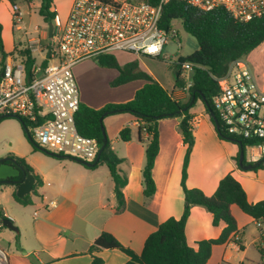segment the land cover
<instances>
[{
	"label": "crops",
	"instance_id": "obj_1",
	"mask_svg": "<svg viewBox=\"0 0 264 264\" xmlns=\"http://www.w3.org/2000/svg\"><path fill=\"white\" fill-rule=\"evenodd\" d=\"M70 1L65 17L57 13L55 6L58 0H53L52 10L66 19L74 0ZM18 4L24 13L21 29L14 23L11 3L8 0L0 2L1 7H8L7 17L0 9V23L6 21L2 33L5 51L9 53L6 60L27 48L30 41L40 40L46 45L50 40L48 23L39 14L42 0L36 3L35 0H19ZM36 12L41 20L35 24L29 20L26 28L24 21L31 19ZM14 30L21 33L19 44L15 43ZM120 54L123 60L117 58L121 65L138 61L140 67L156 81L172 94H178L180 101L188 100V93H179V88L175 87L173 72L156 74L145 62L144 58L150 57L125 52ZM74 74L81 103L94 109L108 103L130 101L146 83L143 79H136L112 86L119 71L100 66L92 59L77 64ZM197 104L199 106L196 107ZM197 104L191 109L194 115L191 124L196 140L189 160L187 186L199 188L211 196L220 180L231 173L242 184L250 202L263 200L264 173L259 172L260 178L251 181L249 175L256 178L257 173L245 171L236 165L234 156L238 151L237 146L219 138L204 105L200 101ZM179 122L180 118L158 122L160 149L153 168L156 192L147 198L142 178L146 143L138 140V120L127 113L105 118V131L111 147L119 158L124 159L120 168L127 176V184L123 188L125 207L121 212H117L118 195L106 164L92 167L73 158L32 149V155L24 159L41 178L32 203L24 205L14 199L16 186H0V213L18 228L16 232L0 225V246L9 254V264H92L93 256L88 251L102 232L113 234L123 245L140 254L148 236L161 223L170 217L179 219L184 211L181 173L187 145L183 141ZM127 126L132 130V138L123 142L119 133ZM14 155L23 156L18 153ZM51 202H55L56 206H50ZM232 212L237 220L238 231L234 237L238 243L230 240L213 246L207 264H264V256L260 252L264 249V219L255 221L236 205L232 206ZM212 220V214L205 208H192L185 230L191 247L197 249L199 241L217 239L221 235L226 224L222 222L214 226ZM96 255L103 259L102 264H126L129 260L119 250H104Z\"/></svg>",
	"mask_w": 264,
	"mask_h": 264
},
{
	"label": "trees",
	"instance_id": "obj_2",
	"mask_svg": "<svg viewBox=\"0 0 264 264\" xmlns=\"http://www.w3.org/2000/svg\"><path fill=\"white\" fill-rule=\"evenodd\" d=\"M8 1L12 5L17 0ZM144 1L157 2V0ZM52 3L53 0H42L39 9V14L48 24L53 22L56 15L52 10ZM174 20H180L185 31L193 36L199 45L194 53L187 57H180L178 62L173 64L174 85L176 88H183L187 83L180 65L187 61L196 65L191 71L193 84L189 89L188 100L186 102L175 100L172 97V91L161 85L146 70L142 69L138 61L134 60L121 65L115 56L119 52L110 53L99 56L97 60L100 66L115 68L119 71L118 77L111 83L112 86H119L136 79H143L146 83L136 91L133 99L124 103H108L100 109H94L81 103L75 121L77 129L82 135L96 139L99 149L103 148L99 160H97V156L88 166L96 167L100 164L108 166L118 195L117 212H121L125 207L123 188L127 184V176L120 168L124 159L119 158L114 152L104 130L105 118L127 113L138 120V140L146 143V160L142 170V178L144 195L147 198L152 197L156 192L153 168L160 149L158 122L168 118H180L179 128L183 141L187 145L181 173V186L185 196L183 214L179 219L170 217L161 223L158 229L148 236L140 254L123 245L113 234L102 232L88 251L93 256L92 264L103 263V259L98 257L96 253L104 250H119L125 253L129 257L126 264H207L213 246L225 244L230 240L238 243L234 237L238 227L237 220L232 212L233 205L238 206L255 221L264 219V199L256 203L250 202L242 184L231 173L220 180L211 196L206 195L199 188H189L187 186L189 160L196 140L194 127L191 124L194 116L191 109L198 101L204 105L219 138L237 146L238 151L234 156L236 165L242 169L239 164L242 148L245 154L244 164L252 166L250 171L257 172L258 169L264 167V158L253 163L246 160V148L254 141L244 138L233 141L231 137L224 135L222 126L217 129L210 114V112H214L218 122L221 123L219 114L213 104L214 97L220 92V84L216 78L223 77L233 61L243 59L264 43V15L249 21H238L224 9L205 12L186 2L170 0L163 8L161 26L170 32L173 29ZM2 33L3 25L0 23L1 66L5 64L9 55L5 51ZM18 52L26 59V72L28 77H31V69L36 63V58L26 48ZM16 118L21 123L25 137L33 145V150H42L34 140V125L22 117ZM4 119L6 118L0 119V122ZM119 138L123 142L130 141L132 138L131 128L128 126L123 128L119 133ZM45 152L48 153V151ZM12 156L18 165L24 166L35 175L36 182L30 194L22 198L18 197L16 193L17 186L13 193V197L17 202L24 205L31 204L32 197L37 195L41 178L35 174L34 169L24 158L14 154ZM81 162L85 163V161ZM194 206L203 207L210 212L214 226H218L222 222L226 224L217 239L199 241L197 249L188 244L185 232L187 221ZM4 219L6 218L0 213V222ZM260 252L264 256V249H261Z\"/></svg>",
	"mask_w": 264,
	"mask_h": 264
},
{
	"label": "built area",
	"instance_id": "obj_3",
	"mask_svg": "<svg viewBox=\"0 0 264 264\" xmlns=\"http://www.w3.org/2000/svg\"><path fill=\"white\" fill-rule=\"evenodd\" d=\"M18 1L11 5V11L15 25L21 29L24 13ZM169 1L74 0L66 19L55 15L48 44L40 40L28 44L26 49L34 57L42 56V61L33 65L31 77L26 72V59L20 54L9 57L0 67V119H27L34 125L39 147L55 156L85 162L96 159L98 141L82 135L76 126L81 99L74 67L116 52L160 57L171 36H175L173 29L168 32L161 26L163 8ZM178 1L205 12L224 9L238 21L264 15V0ZM195 66L188 61L180 65L187 83L179 88V93H189L193 84L189 73ZM216 79L220 92L213 104L220 128L233 141H254L246 148V160L259 161L264 158V86L242 59L233 61L227 73ZM172 97L180 101L178 94L173 93ZM50 206L56 203L51 202ZM9 263V254L0 246V264Z\"/></svg>",
	"mask_w": 264,
	"mask_h": 264
},
{
	"label": "rangeland",
	"instance_id": "obj_4",
	"mask_svg": "<svg viewBox=\"0 0 264 264\" xmlns=\"http://www.w3.org/2000/svg\"><path fill=\"white\" fill-rule=\"evenodd\" d=\"M36 2H38V0H35V3ZM70 2H71L70 0H58L55 6L57 13H59L62 17H65L68 9L70 8V5H71ZM0 9H2L1 13L4 15V17H7L8 16L7 5H3L2 7L0 6ZM29 20L32 24H35L38 21H40L41 18L37 12L36 14L33 13L31 19L29 18L27 19V21H24L23 23V25L26 28L29 26L27 25ZM5 22L6 21H3L2 25ZM173 30H174L175 36H171L168 44L166 45L164 49L163 54L160 57L144 58L145 62L148 64L149 67L152 68V70L156 74L158 73L161 74L164 72H173L174 70L173 64L177 63L180 57H187L191 55L192 53H194L199 48L197 40L185 31L183 24L180 20L173 21ZM20 37H21V33L14 30V39H15L16 44L20 43ZM120 53L115 54V56L118 57L119 59L121 58ZM92 60L96 61L98 64L97 59H92ZM120 60H123V59H120ZM242 60L250 68V70L255 74V76H257L259 83L263 85L264 83V45L257 48L254 52L244 57ZM36 61L41 62L42 56L37 55ZM197 106H199V104H197L196 107ZM34 140L37 143L35 138ZM32 149H33V145L25 137L21 123L18 120V118L9 117L0 122V159L7 157L9 155L16 154V153L23 155L21 157L26 159V156L32 155L31 154ZM245 171H248L251 173L252 172L257 173L256 178L252 174L249 175L251 181L253 179L257 180L258 178H260L259 172L264 173V167L262 169H258L257 172L250 171V170H245Z\"/></svg>",
	"mask_w": 264,
	"mask_h": 264
},
{
	"label": "water",
	"instance_id": "obj_5",
	"mask_svg": "<svg viewBox=\"0 0 264 264\" xmlns=\"http://www.w3.org/2000/svg\"><path fill=\"white\" fill-rule=\"evenodd\" d=\"M49 29V37L52 38L53 31H54V25L53 22H50L48 24ZM42 71H40L39 75H41ZM211 116L213 117L215 121V125L217 129L220 128V124L218 122L217 117L215 116L214 112H210ZM105 130V128H104ZM42 151L45 152V150L42 149ZM103 151V148L99 150V154L97 157V160H99L101 153ZM47 153V152H46ZM48 154H51L48 152ZM53 155V154H51ZM244 150L241 148L240 151V158H239V164L243 170H250L251 165H245L244 164ZM74 159V158H73ZM77 160V159H75ZM7 161H10L11 163H8ZM79 161V160H78ZM85 165H91V163L85 162ZM21 176L20 179L15 180V177ZM35 175L31 173L28 169H26L24 166H18L15 159L12 157H4L0 159V184L2 185H13L17 186V196L22 198L27 194H30L33 188V185L35 184ZM0 225L12 230V231H18V228L14 225V223L9 219H4L2 222H0Z\"/></svg>",
	"mask_w": 264,
	"mask_h": 264
},
{
	"label": "flooded vegetation",
	"instance_id": "obj_6",
	"mask_svg": "<svg viewBox=\"0 0 264 264\" xmlns=\"http://www.w3.org/2000/svg\"><path fill=\"white\" fill-rule=\"evenodd\" d=\"M10 157H12L13 159H14V157L12 156V155H9ZM9 156H7V157H9ZM8 163H11L10 161H7ZM18 165V164H17ZM18 166H20V165H18ZM21 178V176H19V177H15L14 179L15 180H18V179H20Z\"/></svg>",
	"mask_w": 264,
	"mask_h": 264
}]
</instances>
